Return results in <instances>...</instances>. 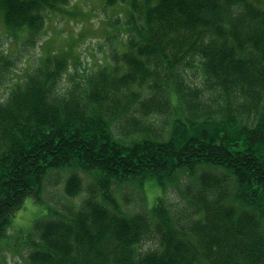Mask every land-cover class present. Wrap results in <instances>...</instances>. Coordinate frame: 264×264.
Here are the masks:
<instances>
[{
    "label": "trees",
    "instance_id": "1",
    "mask_svg": "<svg viewBox=\"0 0 264 264\" xmlns=\"http://www.w3.org/2000/svg\"><path fill=\"white\" fill-rule=\"evenodd\" d=\"M104 1L125 6L106 63L63 86L70 64L53 51L0 98V252L12 237L23 264H264V0ZM68 2L0 0V21L32 43ZM9 64L0 49V83ZM65 168L80 201L10 235ZM181 179L180 216L163 195L139 211L115 195Z\"/></svg>",
    "mask_w": 264,
    "mask_h": 264
},
{
    "label": "rangeland",
    "instance_id": "2",
    "mask_svg": "<svg viewBox=\"0 0 264 264\" xmlns=\"http://www.w3.org/2000/svg\"><path fill=\"white\" fill-rule=\"evenodd\" d=\"M125 6L117 4L106 6L104 0H69L61 11L49 13L44 25V30L35 42L25 41L21 35L7 32L0 21V49L3 55L10 61L9 69L5 71V78L0 83V98H4L12 87V82L22 81L27 72L31 70L41 57L47 53L56 52L66 55L69 69L63 75V86L71 81L72 76L78 78L84 69L87 72L97 70L106 63L110 57L116 38L111 35L115 28H119L124 22ZM78 73H75V68ZM73 73V74H72ZM192 82L197 83L200 79L198 69L193 65L187 69ZM72 74V75H71ZM170 102L176 105V99L170 98ZM165 117L155 119L156 126L164 125ZM83 179L85 187L93 185V179L82 170H77ZM72 173V169H51L46 176L44 189L41 195L43 203L34 201L28 196L24 199L20 208L15 212L8 233L10 235L27 230L33 222L42 217L45 206L61 209L65 205L78 203L81 195L73 198L67 197L64 191L66 178ZM193 182L192 179H188ZM177 180L168 185L167 189H161L155 183L147 181L144 191L138 186L124 184L116 188V198L134 211L144 209L142 205L151 206L158 195H163L170 204L175 215L186 212V203L183 200L180 189L183 186ZM163 193V194H162ZM148 243H143L147 247ZM29 250L28 245L18 242L10 237L0 252V264H23Z\"/></svg>",
    "mask_w": 264,
    "mask_h": 264
}]
</instances>
